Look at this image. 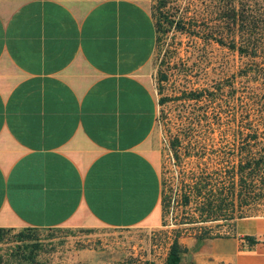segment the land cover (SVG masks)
<instances>
[{
    "label": "crops",
    "instance_id": "1",
    "mask_svg": "<svg viewBox=\"0 0 264 264\" xmlns=\"http://www.w3.org/2000/svg\"><path fill=\"white\" fill-rule=\"evenodd\" d=\"M155 38L148 0H0V226L157 222ZM179 241L178 264H264V215Z\"/></svg>",
    "mask_w": 264,
    "mask_h": 264
},
{
    "label": "rangeland",
    "instance_id": "2",
    "mask_svg": "<svg viewBox=\"0 0 264 264\" xmlns=\"http://www.w3.org/2000/svg\"><path fill=\"white\" fill-rule=\"evenodd\" d=\"M244 1L252 3L259 14H264V0ZM148 2L154 20L162 16L166 17L167 22L172 20L171 24L162 21L164 30L156 32L150 81L156 95L157 109L154 127L146 145V150L158 167L161 191H167L170 196L169 206L161 209L159 203L158 220L154 223L142 222L131 226L65 223L27 230L28 240L37 239L41 243L38 257L42 264H165L172 230L190 226L182 220L193 213L192 203L182 204L183 191L187 189L183 185L186 181L184 175L193 164L185 154L189 140L196 138L199 144H203L207 161L211 160L214 164L235 161L237 145L231 131L237 123V112L233 116L237 102L235 93L232 91V95H228L227 91L237 85L235 74L248 57L209 37L212 28L209 29L208 23L217 21L208 18V15L214 17L213 11L216 10L212 6L213 0ZM201 17L205 24L201 30L204 37L200 33L195 36L173 27L178 18L189 23L191 18L197 20ZM221 29L227 30L224 23ZM261 54L263 52H258L253 58L263 61ZM160 72L165 73L164 79H159ZM228 79H232L230 86ZM218 84L221 88L209 100L207 96L202 100L189 99L182 93L193 87L215 90ZM261 88L264 89V80L257 89L258 102L264 99V94L259 95ZM161 96L165 97L163 102L159 101ZM261 105H258L259 113L252 118L254 123L264 121V104ZM200 112L205 114L201 120L197 116ZM254 189L253 198L242 216L264 215V186L253 185ZM236 218H218L201 224L209 229L210 234L228 235ZM188 230L192 232L194 228ZM185 236L189 235L179 238ZM12 243V240L5 242L3 249Z\"/></svg>",
    "mask_w": 264,
    "mask_h": 264
},
{
    "label": "trees",
    "instance_id": "3",
    "mask_svg": "<svg viewBox=\"0 0 264 264\" xmlns=\"http://www.w3.org/2000/svg\"><path fill=\"white\" fill-rule=\"evenodd\" d=\"M212 6L216 8L213 11L214 17L208 15V18H215L217 21L208 23L209 29L212 28L209 37L248 57L235 74L237 85L227 91L228 95H232V91L235 93L237 102L233 113L234 116L237 112V123L231 131L232 139L237 145L236 157L235 161L229 164L224 161L214 164L204 158L206 148L203 144H199L196 138L189 140L185 154L190 157L189 161L193 164L184 175L186 181L183 185L187 189L183 191L182 204L192 203L193 213L182 220L190 226L176 227L172 230L164 259L165 264H178L179 254L185 250V246L179 241L180 236L191 235L195 238L215 236L210 234L209 229L201 223L218 218L232 220L242 216L246 205L250 204L253 198L255 191L253 185L264 186V121L255 123L252 121L257 112L259 113V103L264 104V99L261 102L257 99V89L261 80H264V41L262 40L264 14H259L252 3L244 0H220V2L213 0ZM162 21L167 22L165 16L155 20L156 32L164 30ZM171 22L172 20H169L167 23L171 24ZM223 23L227 27L225 31L221 29ZM204 25L203 17L197 20L191 18L189 23H184L178 18L173 23L175 29L195 36H199V33L203 36L201 30ZM258 52H263V55H260L263 61L253 58ZM164 78L165 73L160 72L159 79ZM231 82L232 79L228 83L229 86ZM220 88L219 84L216 85L215 90L193 87L182 93L189 99L202 100L207 96L209 100L214 98L215 92ZM260 90L259 95L264 94L262 91L264 89ZM163 100H165L164 96L159 97L160 102ZM197 116L201 120L205 114L200 112ZM199 120L197 122H200ZM259 148L262 150L258 151ZM169 203L170 196L167 191L163 189L161 191L160 186L161 209L168 208ZM34 228L36 227L23 226L16 229L11 226H0V264H42L38 257L41 249L40 241L28 240L27 230ZM189 228H194V231L190 232ZM243 238L248 248H251L256 241L250 235H244ZM11 240L13 243L3 249V244Z\"/></svg>",
    "mask_w": 264,
    "mask_h": 264
}]
</instances>
